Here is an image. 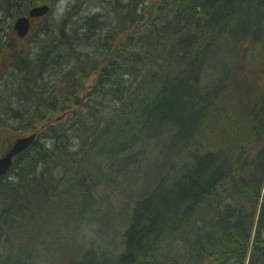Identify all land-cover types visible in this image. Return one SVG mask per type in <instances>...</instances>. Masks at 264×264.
I'll list each match as a JSON object with an SVG mask.
<instances>
[{"label": "trees", "instance_id": "obj_1", "mask_svg": "<svg viewBox=\"0 0 264 264\" xmlns=\"http://www.w3.org/2000/svg\"><path fill=\"white\" fill-rule=\"evenodd\" d=\"M80 1L0 37V264H264V0Z\"/></svg>", "mask_w": 264, "mask_h": 264}, {"label": "rangeland", "instance_id": "obj_2", "mask_svg": "<svg viewBox=\"0 0 264 264\" xmlns=\"http://www.w3.org/2000/svg\"><path fill=\"white\" fill-rule=\"evenodd\" d=\"M47 2L50 3L53 7V11L51 15L47 19H44L42 21H37L36 24L34 25V29L31 35L29 36L28 43L30 44V46H32L34 50H36V47L39 46L41 39H44L45 37H47L46 32L44 33L42 28L43 27L45 29L54 28V26L60 22L61 18L68 11L69 4L72 3V0H47ZM84 2L85 0L80 1L78 7L75 9V13L73 15L74 17L72 16L74 20L75 18L79 20L82 17L89 16V15L92 16V15H95L101 12L100 10H98L99 8L98 0H88L87 4H84ZM0 15H1L0 16V37H2L3 39H7V38L14 39L15 34H14L12 27L14 25L15 19L19 15H17V17L14 16V19L13 17L4 16V14H2L1 12H0ZM53 30H55V28ZM2 61L3 60L1 59V55H0V73L2 70ZM6 79L7 77H5V80ZM12 81H13V78H9V83H12Z\"/></svg>", "mask_w": 264, "mask_h": 264}, {"label": "water", "instance_id": "obj_3", "mask_svg": "<svg viewBox=\"0 0 264 264\" xmlns=\"http://www.w3.org/2000/svg\"><path fill=\"white\" fill-rule=\"evenodd\" d=\"M51 7L47 4L32 8L27 15L20 17L14 26V30L17 35L21 38L26 37L31 29L30 18H41L47 15ZM36 139V134L28 137L18 139L11 147V149L0 158V178L8 173L10 170L13 160L21 153L26 151L33 141Z\"/></svg>", "mask_w": 264, "mask_h": 264}, {"label": "bare ground", "instance_id": "obj_4", "mask_svg": "<svg viewBox=\"0 0 264 264\" xmlns=\"http://www.w3.org/2000/svg\"><path fill=\"white\" fill-rule=\"evenodd\" d=\"M105 247H106L105 250L108 251L110 254H114V256L120 255V252L122 251V246H119L117 244H110V243L109 244H106L105 243ZM174 251H176V249Z\"/></svg>", "mask_w": 264, "mask_h": 264}]
</instances>
